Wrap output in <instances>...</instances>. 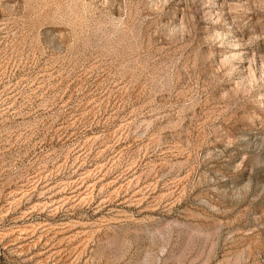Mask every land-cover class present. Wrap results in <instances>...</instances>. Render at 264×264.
<instances>
[{"label":"rangeland","instance_id":"1","mask_svg":"<svg viewBox=\"0 0 264 264\" xmlns=\"http://www.w3.org/2000/svg\"><path fill=\"white\" fill-rule=\"evenodd\" d=\"M0 264H264V0H0Z\"/></svg>","mask_w":264,"mask_h":264}]
</instances>
